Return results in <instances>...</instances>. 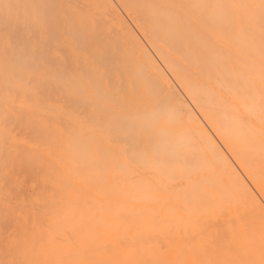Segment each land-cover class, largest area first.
Instances as JSON below:
<instances>
[{
  "label": "bare ground",
  "instance_id": "1",
  "mask_svg": "<svg viewBox=\"0 0 264 264\" xmlns=\"http://www.w3.org/2000/svg\"><path fill=\"white\" fill-rule=\"evenodd\" d=\"M0 264H264V0H0Z\"/></svg>",
  "mask_w": 264,
  "mask_h": 264
}]
</instances>
